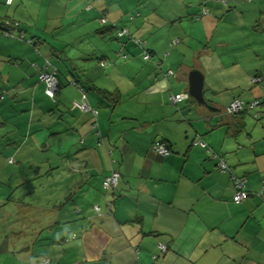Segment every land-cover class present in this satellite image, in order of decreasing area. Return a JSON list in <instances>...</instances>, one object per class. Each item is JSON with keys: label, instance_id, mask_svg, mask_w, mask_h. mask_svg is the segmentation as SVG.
Segmentation results:
<instances>
[{"label": "crops", "instance_id": "0c3cea01", "mask_svg": "<svg viewBox=\"0 0 264 264\" xmlns=\"http://www.w3.org/2000/svg\"><path fill=\"white\" fill-rule=\"evenodd\" d=\"M226 1L12 0L7 5L0 0V18L18 21L39 52L0 34V228H5L0 231V264H264V194L257 195L264 178V125L250 126L251 118L246 119L248 112L257 121L264 119V109L226 115L233 98L254 99L238 90L221 103L206 96L215 91L213 84L207 86L200 64L206 105L189 96L182 107L171 104L168 95L187 93L194 67L160 55V43L170 41L174 48L179 42H171L181 35L184 19L201 8L210 15L190 24V36H224L247 28L248 20L264 34V0ZM146 6L169 9L164 23L178 29L173 36H146L153 56L149 61L122 39L130 58L117 60L120 43L107 29L124 27L131 37L144 39L150 32L144 24L149 20ZM100 11L110 26L100 25ZM165 58L159 67L155 60ZM44 59L57 71L54 102L37 81ZM166 70L173 74L166 76ZM72 82L87 91L80 92ZM91 87L115 94V101ZM85 104L97 110L96 117L80 110ZM156 106L160 114L153 112ZM43 120L51 137L42 149L44 163H36L45 169L44 199L32 194V176L18 170L27 160L24 153L15 169L8 161L9 152L18 156L26 147L16 144L22 131ZM235 123L242 125L236 133ZM195 140L206 147L194 145ZM158 141L169 146L170 154L151 149ZM218 158L229 171L220 172ZM76 163L83 165L78 173L71 170ZM113 170L119 173L117 186L101 197L102 180ZM232 175L243 177L248 191L239 204L232 202ZM40 205L44 218H33L29 211ZM70 234L75 239L64 241ZM160 244L166 246L164 253Z\"/></svg>", "mask_w": 264, "mask_h": 264}, {"label": "rangeland", "instance_id": "374dc122", "mask_svg": "<svg viewBox=\"0 0 264 264\" xmlns=\"http://www.w3.org/2000/svg\"><path fill=\"white\" fill-rule=\"evenodd\" d=\"M252 2H254V0H252ZM144 9L146 10L147 14V16L144 17L149 18V20L146 18L144 20L145 28L147 30L150 29V32L149 34L144 33L142 35L144 36V39L140 38L141 40H145L147 44L146 36H148V38H150L151 36H157L158 34H160V36H173L172 32H175L178 29L177 25H174L172 23H164V17L169 16V9L163 6L160 8H158L157 6H146ZM50 16L54 17L52 13ZM45 20L46 13L44 9V21ZM199 21L193 22L187 16L182 22L183 31H179L181 35H176L173 38V40L177 39L179 43L176 44V47L174 46L173 48L169 46L170 41L168 42V44L162 41L160 44L163 45V49L160 50V55H162L163 53L164 55H171L170 58L167 57L171 63L176 65L182 62V65H184L185 67H194L191 70H197V65L200 64V69L203 71V74L207 76V86L213 84V89L215 91L214 95L208 93L205 94L206 96L213 97L215 101H220L221 103L225 98L230 96L231 91L238 90L246 93L245 97H248L251 100L257 99L263 103L256 107L257 110L261 107H263L264 109V34L263 32L260 33V26H257L255 22L252 24L248 20L247 28H238L237 30L225 33L224 36H218L215 34V32L213 36H190L188 34L190 24L193 25ZM100 25L97 24V27L99 28L102 26ZM108 26H110V24ZM228 27L229 25L226 26V28ZM116 31L117 30L112 29L111 33H116ZM174 50L176 51V53H174ZM199 55L200 57H198ZM159 61H162L161 64L165 65L166 58L164 60H155V62ZM234 62H237V64L231 66V64H233ZM238 64H240L239 67H237ZM257 74L262 76L263 81L261 84L253 86L250 80ZM229 83L233 84L234 88H232V85H228ZM215 89H217V91H220L217 92ZM254 93H257L258 96L252 98V94ZM186 103L187 102L184 101L180 103L178 107H182L183 105H186ZM126 104L127 97H125V101L122 103L123 108L127 107ZM138 109L140 111V107ZM158 111L161 112V109H159L158 106L153 108V112L160 114L158 113ZM39 113L40 110L35 112V115ZM40 116L42 117V115ZM246 119L252 120L250 126H257L259 123L261 125H264V119L257 121L251 116L250 112L246 114ZM33 125H36V127H32L31 130L27 131L23 130V135L17 137L16 144H26V147L19 151L18 156L16 155L17 153L15 154L13 152H9V159L13 160L12 164L9 165V167L15 169V167L17 166L16 162L21 163L20 159L22 158L20 156L24 153L23 157L27 158V160L23 162V165L18 170H22L26 175L32 176L31 179L33 180L29 183L31 185H33L34 183V193L32 192V194H34L35 197L43 198L44 194L47 193L48 188V185L44 187L45 169L44 167L39 166L36 163L39 161H42L44 163V151L42 149L44 148V143L50 141L49 139H51V137H49V131L46 130L44 132V120L41 123L35 122L33 123ZM28 134L29 136H31L30 139H27ZM32 137H35L36 140L33 138V141L37 147H35L33 142L31 141ZM107 155L111 164V160H114L115 158L111 154V159L108 152ZM5 160L7 161V158H5ZM6 161L5 164L7 165ZM3 191H5V193L9 192L5 187L3 188ZM27 191L31 190L27 189ZM100 193L102 194L100 195L102 197L104 194V190L102 189ZM41 207H43V205H40L39 208L36 207V209L33 208L31 211H29L30 213H32V215L34 214L32 216L33 218H44L45 213ZM2 230L5 231V228H0V231ZM1 234L4 235L3 232H1ZM71 236L72 234L65 236V238H70Z\"/></svg>", "mask_w": 264, "mask_h": 264}, {"label": "built area", "instance_id": "2783aa9c", "mask_svg": "<svg viewBox=\"0 0 264 264\" xmlns=\"http://www.w3.org/2000/svg\"><path fill=\"white\" fill-rule=\"evenodd\" d=\"M11 2H12V0H5V3L7 5H10ZM223 3L225 4L226 1L223 0ZM203 13L204 14L206 13L205 10H203ZM106 22H107V20L105 19L104 16L99 18L100 24L103 25ZM0 26L3 30V31H1L3 33V35L12 36L13 31L18 26V24L15 22H11L9 20H0ZM116 30H117L116 31V38L117 39L130 37L129 32L126 28H124V27L116 28ZM133 42L135 44L139 45L140 47L145 46L144 42H141L139 39H135V40H133ZM142 57H143V60H146V61L150 60V54L148 52L144 51ZM123 58H125V55H123ZM43 68H47V66H45V67L43 66ZM172 74H173V72L171 70H166V73H165L166 76H170ZM39 79L45 83V86H46L45 94L47 96L53 98V96L57 90V81H56V78L54 77V75L43 72L40 74ZM254 81H259V80H254ZM1 98H2V96L0 94V99ZM187 99H188V95L185 92L175 94V95L171 94L168 97L169 102L173 105H176L178 102L183 101V100H187ZM245 105L246 104H244L243 102L234 100L225 109V113L226 114L238 113L239 111H241L245 108L244 107ZM255 105H256V102L251 103L247 108H251ZM81 109L83 111H89L90 110V108L87 105H83L81 107ZM91 112L94 116H96L97 112L95 110H91ZM93 127H94V125H93ZM194 145H198L202 148L205 147V144L200 140H195ZM151 149L160 155H167L168 154L166 146L160 142H155V143L151 144ZM108 154L111 157V153L108 152ZM9 162L11 163L12 160L9 159ZM111 163H114L113 159L111 160ZM218 168H219L220 172L228 171V168L225 165L224 161L220 158L218 160ZM118 180H119V173H118V171L113 170L109 176L105 177L102 180V189L107 192V191H110V190L116 188ZM231 183H232V186L234 189V193L232 196V202L235 204H239L247 197V191H246L245 186H244L245 179L232 175L231 176ZM261 194H264V179L262 180L261 187H260L259 191L257 192L258 196ZM109 209H110V207H109ZM93 210H94V212L99 213V208L97 205L93 206ZM75 237H76V235L72 234V236L70 238H66V241L73 240V239H75ZM158 249L160 250L161 253H164L166 251V246L160 244L158 246ZM154 258H155V256H154ZM42 264H49V262L44 261Z\"/></svg>", "mask_w": 264, "mask_h": 264}, {"label": "trees", "instance_id": "16d2710c", "mask_svg": "<svg viewBox=\"0 0 264 264\" xmlns=\"http://www.w3.org/2000/svg\"><path fill=\"white\" fill-rule=\"evenodd\" d=\"M222 2H223V0H221ZM226 1V0H225ZM250 1V0H249ZM227 2V1H226ZM226 4V3H225ZM203 10H205V14L203 13ZM206 15H210V13H209V11L207 10V9H205V8H201L197 13H196V15H194V16H192L191 17V20L192 21H199V20H201L203 17H205ZM102 16H104L105 17V19L107 20V18H106V13H105V11H100V14H99V17H98V22H99V18L100 17H102ZM0 20H9V21H11V22H15V23H17L18 24V26L14 29V31H13V35L12 36H5V35H3V33L1 32V31H3L2 30V28H1V26H0V34L2 35V36H4V37H7V38H11V39H14V40H17V41H20V42H25V43H27L28 45H30V46H32L33 48H34V51H35V53L38 55L39 54V52H38V46L35 44V43H33L32 42V40L29 38V37H27V38H25V36H24V34H25V32L23 31V29L21 28V26H20V23L18 22V21H16V20H12V19H8V18H0ZM107 22H108V20H107ZM107 22L105 23V24H103V25H106L107 24ZM102 25V24H101ZM108 25V24H107ZM115 29L116 30V28H118V27H116V26H114V25H112V28L111 27H109L107 30H109V31H111V29ZM97 32L98 33H100V32H102V29H100V30H97ZM129 32V31H128ZM130 35V34H129ZM115 38H116V33H115ZM126 39H127V41H124V42H128V41H130V43L132 44V45H134L136 48H138L139 50H140V57H141V59L143 60V57H142V55H143V53H144V51L145 52H148L149 54H150V60L152 59V53H151V51H149L148 49H147V47H146V41L145 40H141L140 38H138V37H125ZM122 39H124V38H121V39H117L116 38V40H117V42L118 43H120V45H119V50L117 51V53H116V59L118 60V59H120V60H123V61H125V60H129V58L130 57H128V55H127V53L125 52V49H124V42H121L122 41ZM135 39H139L141 42H144V44H145V46L144 47H140L139 45H137V44H135L134 42H133V40H135ZM174 41V40H173ZM171 42L172 44V46L174 45V44H176L177 43V41H174V42ZM142 50V51H141ZM123 55H125V58H123ZM143 61H146V60H143ZM147 61H149V60H147ZM162 63V61H159V62H156V64L159 66V67H163V65L161 64ZM101 65H104V62L103 63H101ZM43 66L45 67V66H47V68H43ZM43 72H45V73H49V74H53L54 75V77L56 78V81H57V90H56V92H55V94H54V96H53V98H51V97H49V96H47L46 94H45V89H46V86H45V83L43 82V81H41L40 79H39V76H40V74L41 73H43ZM166 73V72H165ZM254 80H259V81H254ZM37 81L39 82V83H41L42 85H43V94L49 99V100H51L52 102H54L55 101V99H56V94H57V92H58V88H59V82H58V78H57V71H56V69L53 67V65H52V63L48 60V59H44L43 60V63H42V65L40 66V68L37 70ZM251 84L254 86V85H259V84H261L262 83V81H263V78H262V76H260L259 74H257L256 76H253L252 78H251ZM72 85H74V86H76V87H78V89H79V91L80 92H84V91H87V89H85V88H81V86L79 85V84H76V83H74V82H72ZM90 90H95V91H97V93H99L103 98H113L112 100H113V102L115 101V94H111V93H109V92H106V91H104V90H100V89H97V88H95V87H91V88H89ZM3 92L4 91H2L0 94H1V96H2V98H3ZM182 93V92H181ZM179 94V93H178ZM173 95H175V94H173ZM1 98V99H2ZM189 100L191 101V102H193V103H195V101L193 100V99H191L190 97H189ZM234 100H237V101H240V102H243L244 104H246L244 107V109L243 110H241V111H239L238 113H233V114H226L225 112V114L226 115H231L233 118H235L234 116H237V115H243V114H246L247 113V111H249L250 109H252V108H254V107H256V106H259L260 104H261V101H259V100H257V99H254L252 102H244V101H241L240 99H238V98H233L229 103H228V105L226 106V108L229 106V104L232 102V101H234ZM185 100H183V101H180V102H178L177 104L179 105L180 103H182V102H184ZM254 102H256V105L255 106H253V107H251V108H247L251 103H254ZM176 104V105H177ZM86 105V104H85ZM82 107V106H81ZM90 108V107H89ZM225 108V109H226ZM80 110L81 111H83L81 108H80ZM91 110H95L96 112H97V110L96 109H92V108H90V110L89 111H83V112H89L93 117H96V116H94L93 114H92V112H91ZM97 115V114H96ZM253 117H254V115H253ZM241 123V122H240ZM94 125V124H93ZM93 125H92V127H93ZM235 133L236 132H238V131H240V129H242V125L240 124V125H238V123H235ZM158 142H160V143H162V144H164L165 146H166V148H167V151H168V154H170V148H169V146L165 143V142H163V141H158ZM153 144V143H152ZM193 144H194V142H193ZM205 144V143H204ZM205 147H206V144H205ZM205 147H203V148H205ZM202 148V147H201ZM108 152H110L111 154H112V150H108ZM167 154V155H168ZM164 156V155H163ZM112 158V157H111ZM221 159V158H220ZM12 160V159H11ZM218 160H219V158H218ZM8 161H9V159H8ZM12 162H13V160H12ZM11 162V163H12ZM10 163V162H9ZM81 166H83L82 164H81ZM81 166H79V164L78 163H76L75 164V166H73V168L71 169V170H73L74 172H79V169H80V167ZM217 166H218V164H217ZM228 168V167H227ZM219 169V168H218ZM72 171V172H73ZM228 171H229V168H228ZM112 172V171H111ZM110 172V173H111ZM227 172V171H226ZM110 175V174H109ZM108 175V176H109ZM240 178H243V177H240ZM104 179V178H103ZM244 179V178H243ZM264 179V178H263ZM262 179V180H263ZM244 186H245V189H246V184H244ZM247 191V190H246ZM247 196H248V191H247ZM96 213V212H95ZM98 214V213H97ZM67 238V237H66ZM66 238H64V241H66Z\"/></svg>", "mask_w": 264, "mask_h": 264}, {"label": "water", "instance_id": "95a60500", "mask_svg": "<svg viewBox=\"0 0 264 264\" xmlns=\"http://www.w3.org/2000/svg\"><path fill=\"white\" fill-rule=\"evenodd\" d=\"M203 75L198 70H191L188 74L187 95L199 105H206L203 97Z\"/></svg>", "mask_w": 264, "mask_h": 264}]
</instances>
